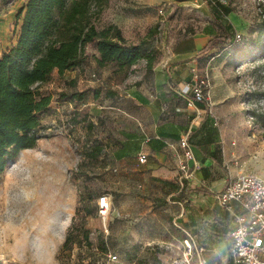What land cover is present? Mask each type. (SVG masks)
Masks as SVG:
<instances>
[{"label": "rangeland", "instance_id": "374dc122", "mask_svg": "<svg viewBox=\"0 0 264 264\" xmlns=\"http://www.w3.org/2000/svg\"><path fill=\"white\" fill-rule=\"evenodd\" d=\"M25 2L0 0V19L10 17L11 38L19 30L15 14ZM219 2L231 9L223 23H232L241 38L223 51L211 50L198 68L211 82L208 135L221 137L219 160L225 171L264 177V34L254 46L264 28V0H110L97 26L117 25L130 43L154 31L150 39L160 49L195 35L220 34L213 15L222 8ZM143 63L123 80L112 79L110 67L99 68L90 59L63 77L55 71L41 86L42 93L52 95L51 112L40 118L43 137L0 175L1 264H69L71 247H63L68 234L80 240L79 260L73 264L90 258L91 237L99 245L95 259L91 256L98 262L102 242L119 254L116 264H168L182 254L183 234L174 219L176 209L161 198L167 194L164 188L139 180L134 184L128 170L133 161L114 156L126 127V119L112 108L120 89L116 85L123 89L135 81ZM97 87H102L99 98L92 92ZM75 90L86 91L83 101H62V91ZM96 143L105 146L101 155H96ZM81 194L85 200L80 205ZM104 195L110 199L105 222L97 211ZM88 210L95 212L87 215Z\"/></svg>", "mask_w": 264, "mask_h": 264}, {"label": "crops", "instance_id": "0c3cea01", "mask_svg": "<svg viewBox=\"0 0 264 264\" xmlns=\"http://www.w3.org/2000/svg\"><path fill=\"white\" fill-rule=\"evenodd\" d=\"M9 21L10 17L0 19V55L17 39V35L11 38L8 33ZM214 36L207 32L183 43L164 46L151 68L143 60L142 73L135 81L123 89L116 85L120 89L112 108L126 119V127L114 156L133 161L128 170L134 184L139 180L164 188L167 194H161V198L176 209L174 219L183 240L186 233L190 234L194 244L204 249L208 264H232L230 246L235 214L220 207L217 195L233 174L220 164L221 137L217 132L208 135L209 109L188 106L181 90L192 80L193 68L207 61L199 51ZM219 55L212 59L217 60ZM185 134H189L195 157L190 161L191 178L185 177L181 166L179 141ZM140 153L147 154L145 163L139 162ZM236 211H240L239 207Z\"/></svg>", "mask_w": 264, "mask_h": 264}, {"label": "trees", "instance_id": "16d2710c", "mask_svg": "<svg viewBox=\"0 0 264 264\" xmlns=\"http://www.w3.org/2000/svg\"><path fill=\"white\" fill-rule=\"evenodd\" d=\"M109 2L26 0L17 10L16 42L0 55V175L21 151L35 148L43 137L40 118L51 112L52 95L42 93L40 88L51 80L55 71L63 76L67 71L84 68L93 59L99 68L110 67L115 77L121 76L125 80L140 61L145 60L149 69L158 59L159 49L150 39L154 31L140 42L130 43L117 25L97 26L100 13ZM217 5L222 8L215 9L213 15L221 33L210 38L199 51L203 57L211 50L223 51L236 42L232 23L222 21L231 9L220 2ZM263 34L264 28H261L254 46L260 44ZM89 46L94 53L87 52ZM101 90L102 87H97L92 92L99 98ZM108 93L109 96L115 94ZM59 95L62 101L77 102L85 99L86 91H62ZM198 106L208 110L203 101ZM89 124L92 127V123ZM96 144V155H101L105 146ZM88 199L94 197L89 195ZM84 200L85 196L81 194L79 204ZM94 212L88 210L86 214L93 215ZM85 233L88 237L90 232L86 230ZM77 242L80 240L76 236L68 234L63 247H71V251ZM101 248L103 252L107 251L103 242ZM95 255L92 252L93 259Z\"/></svg>", "mask_w": 264, "mask_h": 264}, {"label": "built area", "instance_id": "2783aa9c", "mask_svg": "<svg viewBox=\"0 0 264 264\" xmlns=\"http://www.w3.org/2000/svg\"><path fill=\"white\" fill-rule=\"evenodd\" d=\"M164 14L163 10H160ZM240 35H236V42L240 40ZM200 69L193 68L192 80L181 87L183 97L190 107H198V103L207 104L209 111L211 82L208 73L201 74ZM217 124V122L215 123ZM182 149L181 166L185 170V177L191 178L193 171L190 161L194 160L193 147L189 141V134H185L179 141ZM148 160L147 154L140 153L139 162L145 163ZM217 201L221 208L235 214L236 226L231 232L230 259L232 264H264V177L255 174L231 175L226 182L225 188L218 193ZM98 213L106 220L110 210V199L108 196H101L98 201ZM239 207L240 211H236ZM104 225H106L104 223ZM107 228V227H106ZM183 240L182 254L172 259L168 264H208L207 258L203 256L204 249L194 244L193 238L186 233ZM90 251L94 254L99 251L96 245V238H90ZM69 260H73L80 253L75 245L69 251ZM103 254L101 262L92 260L86 261L82 258V263L76 264H116L120 261L119 254L111 251H100Z\"/></svg>", "mask_w": 264, "mask_h": 264}]
</instances>
